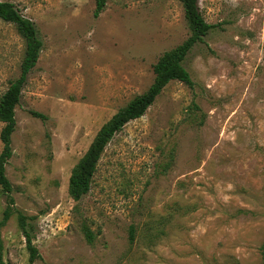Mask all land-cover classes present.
Returning a JSON list of instances; mask_svg holds the SVG:
<instances>
[{
    "label": "rangeland",
    "instance_id": "374dc122",
    "mask_svg": "<svg viewBox=\"0 0 264 264\" xmlns=\"http://www.w3.org/2000/svg\"><path fill=\"white\" fill-rule=\"evenodd\" d=\"M0 1L42 41L14 109L2 264H28L18 212L32 264H264V0H198L213 27L183 60L192 87L169 81L113 135L79 201L68 180L92 138L190 35L182 3L107 0L94 17V0ZM24 48L0 19V96Z\"/></svg>",
    "mask_w": 264,
    "mask_h": 264
},
{
    "label": "trees",
    "instance_id": "16d2710c",
    "mask_svg": "<svg viewBox=\"0 0 264 264\" xmlns=\"http://www.w3.org/2000/svg\"><path fill=\"white\" fill-rule=\"evenodd\" d=\"M180 1L190 26V35L175 48L161 54L152 66L154 79L148 89L134 97L124 108L114 113L92 138V142L72 169L68 180V193L74 201H79L88 193L100 155L115 133L120 131L127 122L141 117L169 81L177 80L192 87L193 82L189 72L183 65V60L191 48L201 41L202 37L207 35L213 25L203 19L199 11L198 0ZM106 2L107 0H94V17H97L104 9ZM0 19L12 23L25 42L23 58L19 63V75L10 82L7 89L0 96V122L3 124L0 129V141L2 143L0 151V188L6 197V206L2 210L3 213L0 219L1 227L14 209V200L11 196L12 187L5 175V164L12 154L10 135L13 133L16 124L14 109L19 103L27 76L35 66V62H37L42 48V41L34 23L24 17L11 2L0 1ZM29 113L41 119L45 118L43 114L33 110H30ZM18 218L19 227L28 251V264H32L39 257V253L33 243L31 231L27 227L26 217L21 212H18ZM0 264H2L1 259Z\"/></svg>",
    "mask_w": 264,
    "mask_h": 264
}]
</instances>
